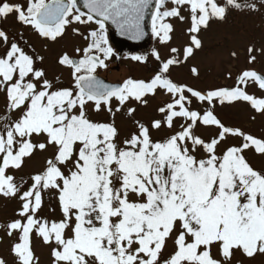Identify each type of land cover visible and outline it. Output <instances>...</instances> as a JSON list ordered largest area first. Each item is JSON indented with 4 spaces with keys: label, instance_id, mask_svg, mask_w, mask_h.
Wrapping results in <instances>:
<instances>
[{
    "label": "snow or ice",
    "instance_id": "1",
    "mask_svg": "<svg viewBox=\"0 0 264 264\" xmlns=\"http://www.w3.org/2000/svg\"><path fill=\"white\" fill-rule=\"evenodd\" d=\"M262 9L264 0H0V25H20L16 32L0 26V197L19 204L16 218L0 224L11 264H40L34 237L49 248L50 264L264 258V135L217 113L244 103L264 117V95L248 91L264 93V71L242 69L233 85L208 90L171 77L203 49L200 34L213 22ZM146 20L167 55L154 47L150 75L106 82L100 73L118 58L109 25L139 41L148 35ZM174 21L187 24L180 46H172ZM31 37L42 42L39 49ZM65 39L73 41L71 52L62 49L56 64L67 71V85L49 77L43 54ZM256 53L264 56V46L250 44L249 65ZM190 71L199 77L195 66ZM158 94L167 99L149 120L139 118ZM117 119L131 126L123 136ZM37 155L39 169L18 178ZM45 197L47 216L40 214ZM0 264L9 261L0 256Z\"/></svg>",
    "mask_w": 264,
    "mask_h": 264
},
{
    "label": "rangeland",
    "instance_id": "2",
    "mask_svg": "<svg viewBox=\"0 0 264 264\" xmlns=\"http://www.w3.org/2000/svg\"><path fill=\"white\" fill-rule=\"evenodd\" d=\"M175 33L172 46H180L185 43L187 37L184 31L187 24H182L174 21ZM10 32H16L20 29V25L15 23L12 19L0 25ZM25 35L30 36V33L25 31ZM201 38L203 39L204 47L202 50L197 51L195 55L188 60V62L180 67H174L171 71V77L178 82L187 83L198 89L208 90L215 86H231L233 85L236 75L245 68H254L257 71H264V56L256 53L257 60L255 63L249 65L247 63V47L254 44L257 48L264 46V9L259 13L246 14L238 12H230L228 18L223 23L213 22L211 27L202 32ZM110 38V37H109ZM31 40L36 44L39 49L41 41L35 37ZM114 50L117 57L119 55V45H117L111 38ZM73 41L65 39L57 44L49 46V51L43 53L46 56L44 67L46 68L49 77L60 75L61 79L67 85L69 83V76L66 70L59 68L56 64V55L62 50L67 49L71 52ZM158 48L162 55H167V49L160 46L158 41L152 38L149 45L138 51L123 50L121 57L113 58L109 64L108 71H102L101 76L105 77L111 82H120L128 76L133 78H144L150 75L155 68V61L151 59V51L153 48ZM232 52L237 55L233 57ZM137 54L149 56L146 64H139L133 62L126 57ZM195 66L199 71V77L196 78L192 75L190 69ZM228 73L232 74L233 79H227ZM250 94L262 96L264 93L257 90L255 87H249ZM167 97L158 94L151 100L150 106L146 109L138 110V117L144 121L149 120L155 113L154 109L157 105L163 103ZM4 98L0 96V108L3 107ZM217 113L219 118L228 125L238 126L244 131L250 132L256 136L264 135V117L255 114L249 105L238 103L235 106H225L220 108L218 106ZM256 115V119L252 120L251 116ZM98 119H106L101 114ZM117 126L120 128L121 136L125 135L130 124L121 122L117 119ZM205 135L208 133L205 131ZM238 143V140L230 141ZM42 160L40 155L31 161H28L25 167L17 173V177L25 176L33 171L39 169ZM48 199L45 197V207L41 211V215L47 216L48 213ZM19 204L16 200H8L0 197V224H5L8 220L16 218L15 211L18 209ZM3 229H0V235H3ZM11 241L8 238L0 240V256L8 259L11 264L12 257L9 254V246ZM33 247L36 255L40 258V264H50L49 248L42 244V242L35 237L33 238ZM255 264H264V258H257Z\"/></svg>",
    "mask_w": 264,
    "mask_h": 264
},
{
    "label": "water",
    "instance_id": "3",
    "mask_svg": "<svg viewBox=\"0 0 264 264\" xmlns=\"http://www.w3.org/2000/svg\"><path fill=\"white\" fill-rule=\"evenodd\" d=\"M145 30L148 32V35H146L142 40L139 41H134V40H129L126 37H122L120 36L114 27H112L111 25H109V37L117 44L119 45V55H118V59L121 57V54L123 52V50H127L126 48H124L126 45H130V46H136L135 48L133 47L131 49V51H138L143 49L144 47H146L148 45L149 42V37H150V24L149 21L146 20L145 22ZM138 46V47H137ZM128 50H130L128 48ZM103 79L106 80V82H111L108 79H106L105 77L101 76ZM115 83V82H112Z\"/></svg>",
    "mask_w": 264,
    "mask_h": 264
},
{
    "label": "flooded vegetation",
    "instance_id": "4",
    "mask_svg": "<svg viewBox=\"0 0 264 264\" xmlns=\"http://www.w3.org/2000/svg\"><path fill=\"white\" fill-rule=\"evenodd\" d=\"M149 24H150V22H149ZM151 40H152V37H151V32H150V37H149V42H148V45L150 44ZM133 47L135 48L136 46H130V45H126L124 48H126V49H128V48H129V49L131 50ZM137 47H138V46H137Z\"/></svg>",
    "mask_w": 264,
    "mask_h": 264
}]
</instances>
